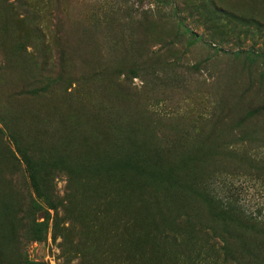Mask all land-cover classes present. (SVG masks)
<instances>
[{
    "label": "rangeland",
    "instance_id": "obj_1",
    "mask_svg": "<svg viewBox=\"0 0 264 264\" xmlns=\"http://www.w3.org/2000/svg\"><path fill=\"white\" fill-rule=\"evenodd\" d=\"M254 23L264 0H0V264H264Z\"/></svg>",
    "mask_w": 264,
    "mask_h": 264
},
{
    "label": "trees",
    "instance_id": "obj_2",
    "mask_svg": "<svg viewBox=\"0 0 264 264\" xmlns=\"http://www.w3.org/2000/svg\"><path fill=\"white\" fill-rule=\"evenodd\" d=\"M254 24H256V27L258 28V29H260V28H264V26H261V25H259V24H257V23H254ZM29 166V165H28ZM28 264H31V263H28ZM33 264H36V263H33Z\"/></svg>",
    "mask_w": 264,
    "mask_h": 264
}]
</instances>
